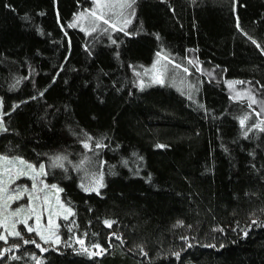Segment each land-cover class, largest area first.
<instances>
[{
    "label": "trees",
    "instance_id": "obj_1",
    "mask_svg": "<svg viewBox=\"0 0 264 264\" xmlns=\"http://www.w3.org/2000/svg\"><path fill=\"white\" fill-rule=\"evenodd\" d=\"M91 4L0 0V155L45 166L73 211L59 249L23 231L0 264H264V120L227 85L264 91V0H138L88 35Z\"/></svg>",
    "mask_w": 264,
    "mask_h": 264
},
{
    "label": "rangeland",
    "instance_id": "obj_2",
    "mask_svg": "<svg viewBox=\"0 0 264 264\" xmlns=\"http://www.w3.org/2000/svg\"><path fill=\"white\" fill-rule=\"evenodd\" d=\"M137 1L135 0L131 7H128L121 6L124 4V0H92L90 9L81 11L72 21V26L88 35L106 27L113 30H126L134 22L135 4ZM100 17L103 18L101 19ZM105 20L108 23H105ZM189 59L202 74L208 78H217L215 70L211 69L209 71L200 65L195 53L190 52ZM169 63L171 64L169 58L165 55L158 56L154 65L144 71L146 72L145 77L155 82H164L167 73L166 66ZM140 78L142 77L140 76ZM174 80H176V77H174ZM176 83L181 84L179 79L176 80ZM227 85L232 97L248 100L254 105L260 118L264 120V91L256 87L246 88L234 81L227 82ZM2 114L3 103L0 97V125L2 123ZM28 165H31L32 168L30 169ZM41 166L43 165H36L24 158H11L0 155V189H7L6 191H0V225H2L0 226V235L6 237L3 240L8 242L10 238L27 235L23 231L30 232L28 227H32L36 230L31 232H34V235L38 238L39 247L44 251L50 247L60 248L62 242L60 238L61 220L65 216L71 217L73 211L64 203L61 189L47 181L45 166H43L44 174L36 175ZM32 169H35V171ZM22 172L26 173V175H21ZM27 177L31 178L30 182L26 179ZM34 184L35 189L33 188ZM53 185H55V188L52 187ZM17 195L20 196L19 199L9 198ZM17 210H20L19 214L13 215ZM37 216H39V225L37 224ZM49 218H51L52 224H49ZM25 220L27 223H22ZM14 232H20V236L11 234ZM57 237L59 238L58 241Z\"/></svg>",
    "mask_w": 264,
    "mask_h": 264
},
{
    "label": "snow or ice",
    "instance_id": "obj_3",
    "mask_svg": "<svg viewBox=\"0 0 264 264\" xmlns=\"http://www.w3.org/2000/svg\"><path fill=\"white\" fill-rule=\"evenodd\" d=\"M134 2H135V0H124V4H122L121 6L131 7V4L134 3ZM100 18L102 19L103 17H100ZM104 22L105 23H108L107 20H105ZM253 102H255V101H253ZM243 123H244V121L242 120L241 121V124H243ZM0 130H6V129H2V126H0ZM85 147H88V145L86 144ZM160 147H163V146H160ZM57 159H59V158H57ZM21 163H23V161H21ZM28 167L30 169L32 168L31 165H28ZM32 170L35 171V169H32ZM42 174H44V168H43V166L40 167V170H39V172L36 173V175H42ZM21 175H26V173H23L22 172ZM33 179H35V177H33ZM45 187H47V185H45ZM52 187L55 188V185H53ZM33 188L35 189V184L33 185ZM6 190H7L6 188L5 189H0V191H6ZM25 191H27V189H25ZM9 198L10 199H19L20 196L17 195L16 197H9ZM37 199H38V197H37ZM61 207H63V205H61ZM19 211L20 210H17L16 212L13 213V215H18L19 214ZM69 212H70V210H69ZM67 218H68L67 216L64 217V219H67ZM22 223H25L26 224L27 221L26 220L25 221H22ZM106 223H108V222H106ZM37 224L39 225V216H37ZM49 224H52L51 218H49ZM0 226H2V225H0ZM35 230L36 229H34L32 227H28V231H30V232L31 231H35ZM11 234L16 235V236H20V232H14V233H11ZM41 238L43 239V237H41ZM3 239H6V237H4L3 235H0V240H3ZM58 239L59 238L57 237V241H58ZM31 242L32 243H35V241H31ZM45 242H47V241H45ZM25 243H29V241H25ZM80 243H83V241H80ZM37 247H39V245H37Z\"/></svg>",
    "mask_w": 264,
    "mask_h": 264
}]
</instances>
